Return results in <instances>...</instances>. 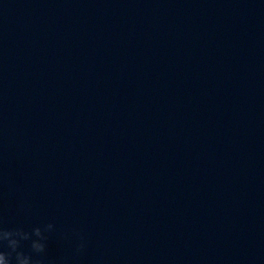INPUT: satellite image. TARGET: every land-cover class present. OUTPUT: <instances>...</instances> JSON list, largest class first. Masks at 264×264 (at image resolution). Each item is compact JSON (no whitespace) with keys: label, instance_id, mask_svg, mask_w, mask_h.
<instances>
[{"label":"water","instance_id":"water-1","mask_svg":"<svg viewBox=\"0 0 264 264\" xmlns=\"http://www.w3.org/2000/svg\"><path fill=\"white\" fill-rule=\"evenodd\" d=\"M0 222L54 223L55 262L264 264V0H0Z\"/></svg>","mask_w":264,"mask_h":264},{"label":"clouds","instance_id":"clouds-1","mask_svg":"<svg viewBox=\"0 0 264 264\" xmlns=\"http://www.w3.org/2000/svg\"><path fill=\"white\" fill-rule=\"evenodd\" d=\"M57 232L54 223L24 227H5L0 222V264H69V258L59 262L48 259L49 239ZM61 238L69 243L75 242L74 257L83 255L87 250V239L79 231L66 230Z\"/></svg>","mask_w":264,"mask_h":264}]
</instances>
